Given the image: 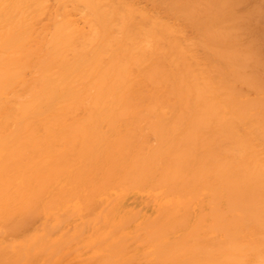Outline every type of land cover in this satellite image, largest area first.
I'll use <instances>...</instances> for the list:
<instances>
[{
    "label": "bare ground",
    "instance_id": "1",
    "mask_svg": "<svg viewBox=\"0 0 264 264\" xmlns=\"http://www.w3.org/2000/svg\"><path fill=\"white\" fill-rule=\"evenodd\" d=\"M0 264H264V0H0Z\"/></svg>",
    "mask_w": 264,
    "mask_h": 264
}]
</instances>
